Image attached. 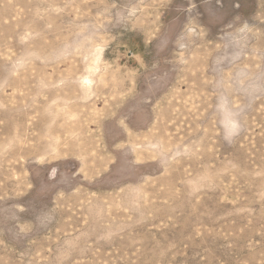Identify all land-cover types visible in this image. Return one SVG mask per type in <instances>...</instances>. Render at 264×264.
Returning a JSON list of instances; mask_svg holds the SVG:
<instances>
[{
  "label": "rangeland",
  "instance_id": "obj_1",
  "mask_svg": "<svg viewBox=\"0 0 264 264\" xmlns=\"http://www.w3.org/2000/svg\"><path fill=\"white\" fill-rule=\"evenodd\" d=\"M0 264H264V0H0Z\"/></svg>",
  "mask_w": 264,
  "mask_h": 264
}]
</instances>
